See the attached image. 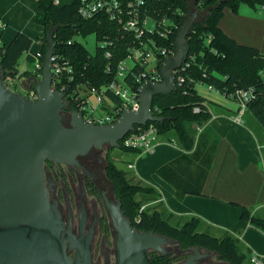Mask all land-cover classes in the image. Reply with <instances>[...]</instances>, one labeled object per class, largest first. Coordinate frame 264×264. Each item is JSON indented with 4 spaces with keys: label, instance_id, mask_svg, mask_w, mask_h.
<instances>
[{
    "label": "trees",
    "instance_id": "16d2710c",
    "mask_svg": "<svg viewBox=\"0 0 264 264\" xmlns=\"http://www.w3.org/2000/svg\"><path fill=\"white\" fill-rule=\"evenodd\" d=\"M242 2L253 8L264 9V0H146L153 16L167 17L177 23V28L169 34V40L175 46L179 28L192 5L206 12L204 17L195 23L188 36L189 66L184 65L185 68L180 71L185 81L168 95L154 96L153 113L163 120L148 122L157 128L159 137L171 142L176 141L182 149L179 156L157 169V174L175 188L178 199L187 195H203L205 181L220 142L219 134L208 124L213 117L214 107L218 105L207 100L197 90V82L212 85L225 95L238 88L253 86L255 97L249 103L244 118L250 114L264 127V80L260 75L264 68V54L255 47L238 43L219 26L225 6H231L237 12ZM80 4L81 0H73L64 5L55 4L54 0H39L43 15H37V22L44 27V34L39 38L42 67L34 71L19 70L21 57L33 44L29 35L19 31L9 43H0V63L5 76L11 77L16 84L20 78L41 75L48 34L53 31L55 54L63 55L74 67L75 79L71 85L86 81L90 85L99 86L109 81L113 72L106 70L107 64L110 63L116 69L120 60L126 56L128 44L125 40H116L115 45L110 47L111 58L105 56V50L99 45L95 52L91 53L76 40L77 35L86 37L94 33L97 41H100L107 35L116 36L120 30L106 14H97L91 18L82 17L79 13ZM160 42L166 43L164 40ZM161 64L162 61L158 64L159 69ZM6 83L9 85L7 81ZM33 84L34 82L30 90H34ZM74 108L75 105L71 104L67 109ZM246 124L251 127L247 122ZM141 127L137 125L134 131ZM260 142L264 158V141L260 139ZM120 144V149L124 151L141 153L138 149L124 146V138ZM105 174L111 183L115 199L122 204L125 216L140 231H154L168 236L177 241L184 250L199 246L214 251L219 259L231 264H250L249 255L252 250L233 233L224 231L221 235H215L201 217L175 215L162 201H158L160 193L154 186L145 184L142 180L133 182L127 171L119 169L109 159ZM87 187L102 202L95 184L89 180ZM152 201L158 202L148 205ZM145 204L147 207L141 210ZM232 204L241 209L243 221L264 232V210L256 212L244 205L234 202ZM101 227L107 235L114 234L106 211ZM181 258L150 254L151 264H173Z\"/></svg>",
    "mask_w": 264,
    "mask_h": 264
},
{
    "label": "water",
    "instance_id": "95a60500",
    "mask_svg": "<svg viewBox=\"0 0 264 264\" xmlns=\"http://www.w3.org/2000/svg\"><path fill=\"white\" fill-rule=\"evenodd\" d=\"M200 12L190 9L176 38L177 49L161 64V82L147 80L139 88L140 108L125 110L113 123L89 124L72 110L70 125L63 111L65 94L53 87V31L48 34L41 77L34 76L36 97L14 91L5 82L0 63V264H94V227L85 233L81 216L78 234L67 223L59 202L51 198L46 161L80 166L79 157L120 141L136 126L162 121L153 113L154 96L178 89L175 70L188 59V36ZM102 200L115 235L117 264H151L150 251L165 255L174 239L135 227L120 201L102 191ZM197 252L200 247L194 248ZM191 255L175 264H198ZM210 264V263H201Z\"/></svg>",
    "mask_w": 264,
    "mask_h": 264
},
{
    "label": "crops",
    "instance_id": "0c3cea01",
    "mask_svg": "<svg viewBox=\"0 0 264 264\" xmlns=\"http://www.w3.org/2000/svg\"><path fill=\"white\" fill-rule=\"evenodd\" d=\"M38 14L43 15L39 0H0V22L5 24V27L0 29V43H9L19 31L29 35L33 39V44L35 40L38 43V47L36 45L31 52H26L24 62L20 59L21 72L36 69L37 54L41 48L39 38L44 34V27L37 22ZM243 20L251 29V22L257 19L246 17ZM219 26L238 43L255 47L261 52L259 48L261 45L256 42L259 41L257 37L241 35L235 26L232 28L221 21ZM251 37L256 41L251 40ZM28 63L32 64L33 68H30ZM34 76L36 75L28 77L27 81L25 77L20 78L21 85L27 88L29 81L34 82ZM204 97L218 105L217 108L214 107L213 117L208 124L219 134L220 142L205 181L203 195H187L183 199H178L175 188L161 177L157 179L153 176V181L148 177L150 179L148 184L159 191L158 201H162L175 215L199 216L215 235L229 231L240 238L247 248L264 254V232L243 221L241 209L232 204L234 202L244 205L256 212L264 210V158L260 138L245 121L238 123L234 120L237 103L231 98L223 94L222 97H226L225 99ZM168 142L160 137L154 151L145 153L150 155V160L140 171L143 177L149 176L153 168L157 171L160 166L182 153L176 141H174L176 146ZM131 163L135 167V163L133 161ZM139 178L145 180L141 176ZM158 201H152L148 205Z\"/></svg>",
    "mask_w": 264,
    "mask_h": 264
},
{
    "label": "built area",
    "instance_id": "2783aa9c",
    "mask_svg": "<svg viewBox=\"0 0 264 264\" xmlns=\"http://www.w3.org/2000/svg\"><path fill=\"white\" fill-rule=\"evenodd\" d=\"M54 2L59 4L60 0H54ZM79 13L84 18H91L103 13L115 22L119 26V33L114 37L104 36L98 41V45L105 50V56L111 58L110 47L114 46L118 39L125 40L128 44L126 56L120 60L116 69L110 63L107 64L106 70L113 72V77L109 81L99 86L90 85L86 81L71 85L75 79L73 64L63 55L54 53L52 57L53 87L65 94V100L69 106L74 104V109L82 112L86 123H113L125 110L140 108L139 88L143 82L147 80L161 82L163 80L158 64L161 61L163 63L166 57L172 56L176 52L177 46L169 40V34L177 28V23L167 17L153 16L146 0H81ZM4 27L5 24L0 22V29ZM160 40H164L166 43L163 44ZM37 57L35 67L39 69L42 67L40 52ZM184 65L189 66V63L186 61L174 71L177 87L185 81L184 76L180 74L181 69L185 68ZM260 75L264 80V68ZM6 81L9 85L14 84V80L9 76H5ZM202 84L206 83L197 82L196 86ZM207 86L208 89L217 91L212 85L207 84ZM225 96L237 103L233 115L234 120L244 123L248 105L255 97L254 87L238 88ZM28 97L35 98L36 92L31 90ZM142 127L124 137V146L138 149L141 153H152L159 141L157 128L153 124ZM129 167L134 168V164L130 163ZM146 207V204L143 205L141 210ZM249 261L250 264H264V255L252 250Z\"/></svg>",
    "mask_w": 264,
    "mask_h": 264
},
{
    "label": "rangeland",
    "instance_id": "374dc122",
    "mask_svg": "<svg viewBox=\"0 0 264 264\" xmlns=\"http://www.w3.org/2000/svg\"><path fill=\"white\" fill-rule=\"evenodd\" d=\"M193 1V0H191ZM71 2H73V0H61V5L64 4H70ZM192 10H196L199 13L197 20H201L204 15H205V11H200L198 10L195 5H192ZM246 17H253L255 19H257L256 21L251 22V29L248 28V24L246 21L243 20V18L245 19ZM242 18V19H241ZM222 24L225 25H229L232 28H234L237 31H239V33L241 35H251L254 37H257L259 39V41H256L254 39V37H251V40H255L257 43H259L261 46L259 47L261 50V53L264 54V9L261 7H257V8H253L250 5L246 4V3H240L239 5V10L236 12L233 10V8L231 6H225L224 10H223V16L220 19ZM76 40L81 42L91 53H94L96 50V47L98 45V41L96 39V35L94 33L84 37L82 35H77L76 36ZM35 43L33 44V46H31V48L28 51H32L36 45L38 47V43L35 40ZM33 48V49H32ZM27 52V51H26ZM26 52L23 54V57L21 58V60H23L22 62H24V56L26 54ZM30 68H33V65L28 63ZM39 77H41V75H38ZM25 80H28V77H25ZM16 84H11L9 85L11 89H13L14 91H18L21 93H26V88L24 89V87L21 85L20 80L18 79L16 82ZM31 81L28 82V87L30 86ZM199 92L210 98V97H216V98H220V99H225L224 97H222V94H220L218 91H212L210 89H208L207 84H202L199 85L198 87ZM244 121L247 122L249 125H251V127L254 129V131L258 134L259 138L264 141V127H262V125L259 123V121L257 119H255L254 117H252V115L248 114L246 115V117L244 118ZM160 138V137H159ZM168 143L173 144L174 146H176L175 143L177 142H171L169 141ZM107 153V158L109 160H111L119 169H123L125 171H127L128 173V177L131 178L133 180V182H138L141 179L139 178V176H141L143 179H145L143 182L145 184H148L149 180L153 181V176H155V178H160V176L157 174V171H155L153 168L152 171L148 174L149 176L147 177H143L141 175V169L143 167H145L147 165V163H149L150 160V155L145 154V153H134V152H128V151H124L120 148H112L109 147V145H105L103 148V154ZM131 161H133L135 163V167L131 168L129 167V164L131 163ZM63 166V170L66 173V166L65 164H60ZM151 168V166H148ZM102 166L100 171H102ZM100 174V172L98 173V175ZM63 176H57V181L59 183H61V178ZM150 177V179L148 178ZM152 177V178H151ZM148 179V180H147ZM146 181V182H145ZM81 182H83V176L80 174L78 177H76L74 179V181H72V179H69L68 176H66V178H62V184H59V186H64L66 187L65 189V194L67 193V198L70 196V194L72 195V197L74 196L75 193L80 192V187H81ZM100 183H101V188L102 190H105L108 196L113 197V192H112V186L110 181L107 179L106 175L101 172L100 174ZM61 194H63V192H61ZM93 194H91L88 199L91 200L93 198L92 196ZM141 198V197H140ZM72 200V205H73V212H74V226L76 228V230L79 228V213H78V207H77V203L75 200ZM88 208H91V204L90 202H87ZM147 206V204H146ZM98 207L100 209V211L102 212L103 208L101 206V203H98ZM62 208L63 211L66 215V211L68 209V202H66L65 200L62 202ZM102 208V209H101ZM92 213H91V218H92ZM217 233V232H216ZM93 261L94 264H117L116 262V250H115V235L113 233H109L108 235L105 233V231L103 230V227L99 228L96 232V234L94 235V241H93ZM244 244V242H243ZM170 245H178L177 241H173L171 243L168 244ZM203 250V248H200L199 251ZM208 252V251H205ZM210 254V253H209ZM262 254V253H260ZM187 255V254H185ZM185 255L181 256L184 257ZM264 255V254H262ZM210 258L213 261H219L221 259L218 258V255L216 253L210 254ZM222 263L224 264H231L229 262L223 261L221 260Z\"/></svg>",
    "mask_w": 264,
    "mask_h": 264
},
{
    "label": "flooded vegetation",
    "instance_id": "af4514ba",
    "mask_svg": "<svg viewBox=\"0 0 264 264\" xmlns=\"http://www.w3.org/2000/svg\"><path fill=\"white\" fill-rule=\"evenodd\" d=\"M31 84H32V82H31ZM31 84H30L29 88H26V87H25L26 89L24 88L26 90V93H22V94H24L25 96L30 95ZM71 111H72L71 109L70 110L66 109L63 111L64 120H65V123L67 125H70L71 115L69 113ZM107 155H108L107 153L103 154V148L102 149H92L88 154L79 157L80 166L65 165L66 166V173L64 172V170H63L64 168L62 165H56L55 163H53L51 161H46V167H47L46 176H47V183L49 185L51 198L53 200H56L59 202V205H60L61 210L63 212L64 219L66 220L67 223L71 220L72 226H73V231L76 234H78V229L76 230V228L74 226V212H73V205H72L71 199L75 200L77 203L78 213H79V221H80L81 216L85 217V233H87L91 227H94V231H95L94 235H95L97 230L99 228H101V226H102V219L104 216V212L106 211L104 204H102L103 200L101 202L94 194L92 195L93 198L91 200L88 199V197L92 193L89 191V188L87 187V182L90 180L91 182H93L95 184V186L97 187L98 191L100 192V195L102 198V191L103 190L101 188V183H100V174H101V172H103L105 174V170L107 167V160H108ZM101 166L103 169L102 171H100ZM99 172H100V174L98 175ZM80 174L83 176V182H81L80 192L75 193L73 197L70 194L68 199H66L67 198V193L65 194L66 187L59 186V184H62V178H66V176H68L69 179H72V181H74V179L76 177H78ZM57 176H63L61 178V183H59L57 181ZM61 192H63V194H61ZM64 200L66 202H68V209L66 211V215H65L63 208H62V202ZM87 202H90L91 208H88ZM99 202L101 203V206L103 208L102 212L100 211V209L98 207ZM91 213L93 215L92 218H91ZM194 248L195 247L184 250V249H181V247L179 246V243H178V245H170V246L167 245V252L165 255H171L172 257H178V256L181 257V256L187 254L175 262V263H178V262L186 260L191 255L204 254L205 251L210 252L207 249H203V250L197 252ZM152 253H157V252L150 251L149 255ZM211 254H213V253H211ZM175 263H173V264H175ZM197 263L198 264H201V263L224 264V263H222L221 260H219V261L211 260L210 254L206 255V256H202L201 258H199L197 260Z\"/></svg>",
    "mask_w": 264,
    "mask_h": 264
}]
</instances>
